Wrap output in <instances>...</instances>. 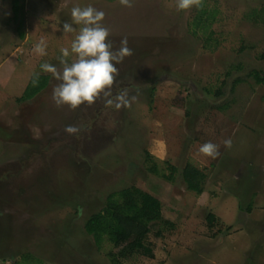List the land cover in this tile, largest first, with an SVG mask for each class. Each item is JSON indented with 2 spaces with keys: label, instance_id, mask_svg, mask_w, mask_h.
Returning <instances> with one entry per match:
<instances>
[{
  "label": "rangeland",
  "instance_id": "obj_1",
  "mask_svg": "<svg viewBox=\"0 0 264 264\" xmlns=\"http://www.w3.org/2000/svg\"><path fill=\"white\" fill-rule=\"evenodd\" d=\"M76 5L105 12L113 50L127 39L133 55L116 65L111 91L136 96L131 107H106L103 95L76 110L55 104L60 81L41 65L61 68ZM133 5L22 0L15 20L0 0V264H114L124 245L98 247L85 224L110 194L133 188L161 202L163 220L143 242L154 258L123 264H264V86L250 75L264 72V0ZM41 39L44 56L33 51ZM36 73L49 84L26 99ZM206 142L219 157L199 152ZM186 165L204 174L202 194L187 189Z\"/></svg>",
  "mask_w": 264,
  "mask_h": 264
},
{
  "label": "clouds",
  "instance_id": "obj_2",
  "mask_svg": "<svg viewBox=\"0 0 264 264\" xmlns=\"http://www.w3.org/2000/svg\"><path fill=\"white\" fill-rule=\"evenodd\" d=\"M122 6L133 7V0H120ZM179 10H190L193 7L202 8L203 0H177ZM105 12L97 10L91 5L81 7L73 6L71 9V22L63 23L64 37L74 34V38L69 48H61V56L58 57L61 68L50 63H43L41 70L43 73H50L60 83L53 89V100L60 107L69 106L72 110L78 109L87 103H96L101 95L105 98L106 107H115L117 110L122 107H131L137 100L136 96L129 97L128 90L119 91L113 96L111 91L119 70L116 67L125 57L133 55L132 49L128 47L127 39L121 41V47L113 50V45L109 42L110 30L103 25ZM74 25L79 26L74 27ZM47 44L41 39L33 47V51L44 56ZM75 56L69 62L71 55ZM40 74H35L34 84L39 82ZM68 134H77L80 129L76 126L68 125L65 128ZM225 147L232 146L231 140L224 142ZM199 152L207 157L216 159L220 155L219 146L206 142L199 148Z\"/></svg>",
  "mask_w": 264,
  "mask_h": 264
},
{
  "label": "trees",
  "instance_id": "obj_3",
  "mask_svg": "<svg viewBox=\"0 0 264 264\" xmlns=\"http://www.w3.org/2000/svg\"><path fill=\"white\" fill-rule=\"evenodd\" d=\"M21 1L11 0L15 20L20 17ZM212 17V15H207V18ZM194 22L200 25L205 20L199 15L194 19ZM250 75L253 76L257 84L264 86V72L252 71ZM34 79L35 74L31 77L25 90L26 99L34 98L45 89L49 84L50 77L40 74L37 84L33 83ZM235 81L239 83L240 80ZM152 170L155 171V167ZM182 178L189 191L197 195L203 193L205 176L196 168L186 165L182 170ZM162 210L163 205L156 197L137 188L123 189L108 196L104 209L92 214L86 221L85 230L94 237L98 247L102 246L105 240L115 247L124 245L117 257L112 258L114 264H123L135 255L148 256L153 259L151 249L144 246L143 242L150 231V223L155 220H163ZM208 220L212 223L215 216L209 215ZM165 224L172 225L170 222Z\"/></svg>",
  "mask_w": 264,
  "mask_h": 264
}]
</instances>
